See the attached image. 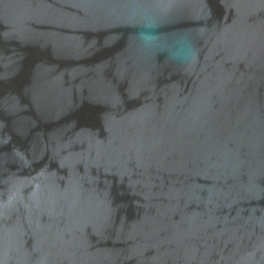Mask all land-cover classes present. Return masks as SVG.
Segmentation results:
<instances>
[{
  "label": "water",
  "instance_id": "obj_1",
  "mask_svg": "<svg viewBox=\"0 0 264 264\" xmlns=\"http://www.w3.org/2000/svg\"><path fill=\"white\" fill-rule=\"evenodd\" d=\"M0 264H264V0H0Z\"/></svg>",
  "mask_w": 264,
  "mask_h": 264
}]
</instances>
